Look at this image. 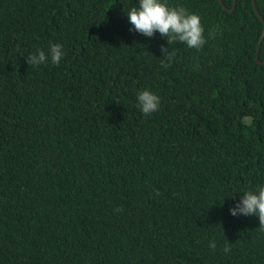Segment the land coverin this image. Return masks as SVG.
<instances>
[{
  "label": "trees",
  "instance_id": "16d2710c",
  "mask_svg": "<svg viewBox=\"0 0 264 264\" xmlns=\"http://www.w3.org/2000/svg\"><path fill=\"white\" fill-rule=\"evenodd\" d=\"M221 1L168 0L206 43L164 67L135 0H0V264H264L258 218L228 213L264 183V0ZM50 42L59 65L26 63Z\"/></svg>",
  "mask_w": 264,
  "mask_h": 264
},
{
  "label": "clouds",
  "instance_id": "9594fccd",
  "mask_svg": "<svg viewBox=\"0 0 264 264\" xmlns=\"http://www.w3.org/2000/svg\"><path fill=\"white\" fill-rule=\"evenodd\" d=\"M123 15L130 25L128 29L130 32H136L148 38L158 33L165 41L158 46L164 67H167L174 57L169 44L181 42L190 49H199L206 43L199 15L178 5L170 6L168 0H135L126 11H123ZM209 34H213L212 30ZM64 54L61 43L50 42L46 50L37 48L33 53H29L26 56V63L30 66L43 65L46 62L59 65ZM159 105L160 97L150 89L144 88L137 91L136 107L143 115H150L157 111ZM236 192L242 195L228 208L229 215L233 217L254 215L258 218L261 229L264 230V183L253 189ZM209 247L214 248L215 242L210 241Z\"/></svg>",
  "mask_w": 264,
  "mask_h": 264
},
{
  "label": "water",
  "instance_id": "95a60500",
  "mask_svg": "<svg viewBox=\"0 0 264 264\" xmlns=\"http://www.w3.org/2000/svg\"><path fill=\"white\" fill-rule=\"evenodd\" d=\"M218 1H219L220 4H222V1H221V0H218ZM251 1H252V6H253V8H254V11L258 14L259 18H260L261 20H263L261 14H260L259 11H258V8H257L256 5H255V0H251ZM234 5H235V0L232 1V6H231L230 8H226V9H227L228 11H232L233 8H234ZM263 36H264V21H263V30H262V32H261V35H260V37H259V39H258V42H257V45H256V55H255V60H256L258 63H261V64H264V60H260V59H259V53H258V52H259V48H260V44H261V40H262Z\"/></svg>",
  "mask_w": 264,
  "mask_h": 264
}]
</instances>
